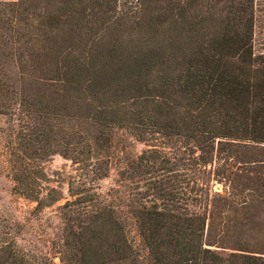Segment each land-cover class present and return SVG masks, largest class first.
<instances>
[{"label":"trees","instance_id":"1","mask_svg":"<svg viewBox=\"0 0 264 264\" xmlns=\"http://www.w3.org/2000/svg\"><path fill=\"white\" fill-rule=\"evenodd\" d=\"M119 1L0 2L12 190L42 212L41 163L74 171L47 252L0 217V264H264L255 0Z\"/></svg>","mask_w":264,"mask_h":264},{"label":"rangeland","instance_id":"2","mask_svg":"<svg viewBox=\"0 0 264 264\" xmlns=\"http://www.w3.org/2000/svg\"><path fill=\"white\" fill-rule=\"evenodd\" d=\"M17 0H0L12 2ZM119 2H123L120 0ZM253 50L256 55L264 53V0H255L254 6ZM4 128V119L0 117V129ZM6 136L0 134V217L7 219L18 226L17 243L26 250L47 252V241L52 228L57 223L56 209L68 198V181L74 175L71 163L52 155L41 163V169L46 175L45 189H55L61 199L42 212H35V204L15 194L8 176V163L2 145H6ZM143 149L142 145L133 143L127 148L129 155H137ZM115 173L99 182L100 192L104 193L113 186ZM215 190H219L216 187Z\"/></svg>","mask_w":264,"mask_h":264}]
</instances>
